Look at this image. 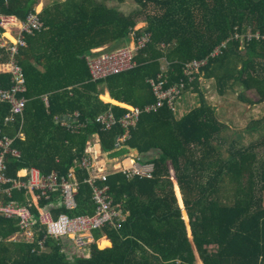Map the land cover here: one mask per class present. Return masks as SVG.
Segmentation results:
<instances>
[{"label": "trees", "instance_id": "16d2710c", "mask_svg": "<svg viewBox=\"0 0 264 264\" xmlns=\"http://www.w3.org/2000/svg\"><path fill=\"white\" fill-rule=\"evenodd\" d=\"M134 1L138 6L128 13L106 0L45 4L39 12L43 29L25 35L26 46L17 56L26 76V108L22 119L5 126L9 105L0 103V130L13 138L12 147L19 152L6 157L12 177L32 166L44 174H67L95 135L111 156L132 148L144 156L156 150L138 159L154 164L152 177L128 178L120 171L107 176L104 183L113 201L122 202L129 213L118 230L94 233L96 240L105 235L110 247L101 239L86 255L49 238L48 251L40 252L35 243L5 241L18 227L14 220L0 219V264H264V135L249 144L224 135L225 126L206 104L198 81L200 76L214 80L221 96L227 87L240 84L264 103V41L245 40L249 32L264 35V0ZM39 2L0 0V14L23 21ZM140 21L146 25L136 34L149 32L152 41L138 52L136 67L93 82L87 56L107 44L128 42ZM161 44L169 47L162 49ZM218 47L220 54L209 57ZM205 58L207 64L189 81L182 72L184 63ZM151 80H166L164 88L182 83L183 92L199 95V104L180 117L167 102L143 112L129 140L116 146L125 130L117 124L103 131L96 119L110 110L119 120L128 108L103 102L102 91L118 103L143 109L157 99ZM9 86L7 55L0 49V89ZM77 176V207L56 213H93L88 172L78 168ZM43 203H37L36 215Z\"/></svg>", "mask_w": 264, "mask_h": 264}, {"label": "built area", "instance_id": "2783aa9c", "mask_svg": "<svg viewBox=\"0 0 264 264\" xmlns=\"http://www.w3.org/2000/svg\"><path fill=\"white\" fill-rule=\"evenodd\" d=\"M0 49L7 55V65L10 73V86L8 89H0V103L9 105V113L3 120L6 126L14 122L18 117L22 119L23 110L26 108L27 99L23 94L27 91L25 72L17 61L19 49L26 46L25 35L33 34L43 29V19L39 11L30 12L23 21L15 15L0 14ZM131 33L128 44L109 51L94 52L87 56L91 80L97 82L109 76L129 71L136 67V56L138 52L146 47L151 41V33L144 32L137 35L136 31ZM14 30V31H13ZM239 38V34L235 36ZM243 43L244 35L241 36ZM261 39L264 35L246 33L245 40ZM169 45L161 44L160 48L167 49ZM221 47H226L224 42ZM221 47L215 48L209 57L220 54ZM208 59L191 60L184 63L182 72L190 80L200 72V69L207 64ZM168 64V62H167ZM166 80H151L156 102L146 107H130L123 118L116 120L110 110L98 115L96 123L103 131H109L115 125L125 130V134L115 140V145H123L130 138L129 132L138 124L143 112L156 111L165 102L175 110V103L180 97L184 85L174 84L164 88ZM47 98L45 97V101ZM65 127L71 128L74 132L78 127L68 124ZM13 138L0 130V219L14 220L18 231L5 239L7 242L35 243L39 246L40 252L47 251L46 240L54 239L58 242L73 245L77 250H82L89 255L92 244L97 243L94 233L109 228L118 230L128 216L122 202H114L108 191L105 182L111 171L99 168L96 158L91 155L93 147L88 142L85 148V155L75 162L67 174H60L53 170L47 174L32 166L18 172L19 177H12L7 174L6 157L19 156V152L12 147ZM84 168L88 172L85 181L92 186V202L95 206L93 213L70 215L67 211H60L61 208L74 210L77 205V193L80 181L77 176V169ZM126 174L128 178L134 176L152 177L154 164L151 162L133 161L130 166L119 167L118 170ZM25 176V178H21ZM99 181L103 183L100 184ZM19 194H22L19 195ZM44 201L39 215H36L38 202ZM42 234V236H41ZM0 241L3 238L0 236ZM36 249V248H35Z\"/></svg>", "mask_w": 264, "mask_h": 264}, {"label": "crops", "instance_id": "0c3cea01", "mask_svg": "<svg viewBox=\"0 0 264 264\" xmlns=\"http://www.w3.org/2000/svg\"><path fill=\"white\" fill-rule=\"evenodd\" d=\"M51 2H53V0H50V1L49 0H40L38 5L36 6V9L40 12L42 10V7L45 6V4L51 3ZM106 2L108 4V6H117L118 7V4H115L114 0H106ZM128 42L126 41V42H123L122 44H119V45H115L114 43H110V44H107L103 47L93 49L92 51H94V52L109 51V50H113L117 47L123 46L125 44H128ZM167 67H168V65H167ZM204 80H206V79H204ZM233 91H235L239 95V103L241 105H245L244 103H247L245 105V108H241L242 110L239 111V115H238V119H237L238 124L244 125V128L242 129V131H239V133H238V131H237L238 128H234L231 123L226 124L224 122V124H223V122H221L225 126V129L223 130V134L226 135L229 139H232L235 136L236 138H238L240 144H247L246 138L241 136L242 134H248L249 136H251L252 138H255V139L259 135L261 137V134H263L262 133L263 132V130H262L263 129V126H262L263 122H262V120H257L258 118L254 119L252 117V111L253 110L258 111L259 108H255V106H257L258 104L262 105L264 103L258 102V96L256 95V92L254 90H244L241 86L240 87L236 86L234 88V90H231V92H233ZM249 96L255 97L254 100L249 99ZM100 99L105 103L115 104V105H119V106L126 107V108L132 107V106H129L125 103H118V102L112 100L106 89L104 91H102V93L100 95ZM46 102H47V100H46ZM252 103L254 106H251ZM207 105L210 106L209 104H207ZM228 108L230 109V113L232 112V114H234V115L238 114V113H236L237 108L235 107V105H228ZM177 110L179 112H181V109H177ZM76 115H78V114H76ZM234 115H233V117H234ZM65 124H68V123H65ZM259 126H262V127L260 128ZM89 142H91V145L93 147V152L91 155H93L96 158V163L99 166V168L107 170V171H111V172L118 170V168L122 167V166H130L133 161H139L138 159H141V158L144 159L143 157H146L148 155L149 156L154 155V154L158 153L156 150H152L151 152L147 153L144 156V155H140L136 149L132 148V149H130V151H128L126 153L118 154L116 156H111V155H109L108 152H106L102 149L98 136H96V135L93 136L89 140ZM174 188H178V186L175 185ZM178 190H180V189L178 188L177 191L175 190L176 191V197H177V201H179V203H180L179 206L182 208L183 207V199H182V203L180 202V200H181L180 196L182 198V194H181V191L178 192ZM102 238H104L108 242L109 246H107V247H110L111 242H110V240H108V238H106L105 235L101 236V238L99 240H97V245L99 246V241H101ZM196 264H200V263L196 262Z\"/></svg>", "mask_w": 264, "mask_h": 264}, {"label": "rangeland", "instance_id": "374dc122", "mask_svg": "<svg viewBox=\"0 0 264 264\" xmlns=\"http://www.w3.org/2000/svg\"><path fill=\"white\" fill-rule=\"evenodd\" d=\"M114 2H115V4H118V9L123 10L126 13L130 12L131 10H133L134 8H136L138 6L134 0H124L123 2H118V0H114ZM145 25H146L145 22L140 21L136 28L140 29V28L145 27ZM162 64H163V69L166 70L167 69L166 67L168 65L167 62L163 60ZM198 81H199V90H200L205 102H207L206 104H209L210 105L209 107L213 111H215L216 119H218L220 122H223V124H224V122L226 124L231 123L234 128H238V130H237L238 133H239V131H242V129L244 128V125H239L237 119H238L239 111L242 110L241 108H245V105L247 103H244L245 105H241L239 103V95L235 91L231 92V90H234V88L236 86L240 87V84H235L233 86L227 87L225 94L223 96H221L218 92V85H216L214 80H212V79L211 80L210 79L204 80V78L200 76ZM254 98L255 97L249 96V99H251V100H254ZM199 99H200L199 95L197 93H192L191 90H189V92L188 91H184V92L182 91L180 97L177 99V101L175 103L176 117H180V115L182 113H185L190 108L198 105ZM228 105H235V107L237 108L236 113H238V114L234 115V114H232V112L230 113V109L228 108ZM251 106H254L253 103ZM255 108H259V109H258V111L257 110L252 111V117L254 119L258 118L257 120H262V122H263L262 126H264V104H262V105L258 104L257 106H255ZM177 109H181V112H179ZM233 115H234V117H233ZM262 126H259V127L261 128ZM262 130H263V132H262L263 134H261V136L264 135V129H262ZM241 136L246 138L247 144L261 140L260 135L256 139L252 138L248 134H242ZM177 189L174 188V191L175 190L177 191ZM176 191H175V195H176ZM178 192H180V190H178ZM180 199H181L180 202L182 203L181 196H180ZM178 204L180 205L179 201H178Z\"/></svg>", "mask_w": 264, "mask_h": 264}, {"label": "bare ground", "instance_id": "6f19581e", "mask_svg": "<svg viewBox=\"0 0 264 264\" xmlns=\"http://www.w3.org/2000/svg\"><path fill=\"white\" fill-rule=\"evenodd\" d=\"M104 241H105V239L104 238H102Z\"/></svg>", "mask_w": 264, "mask_h": 264}]
</instances>
